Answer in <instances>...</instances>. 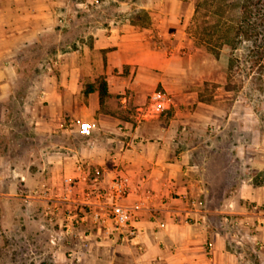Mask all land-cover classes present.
Masks as SVG:
<instances>
[{"label": "crops", "instance_id": "0c3cea01", "mask_svg": "<svg viewBox=\"0 0 264 264\" xmlns=\"http://www.w3.org/2000/svg\"><path fill=\"white\" fill-rule=\"evenodd\" d=\"M112 1L119 14L59 50L63 31H50L54 24L63 27L74 6ZM184 3L0 0V115L11 116L12 102L25 121L15 129L16 153L1 152L0 160L36 165L19 173L37 181L23 200L36 190L73 195L100 169L104 186L126 176V202L140 206L138 236L124 244L93 240L83 264H264V224L242 245L224 220L230 214L251 222L250 205L264 203V108L185 88L175 50L155 42L132 13L139 8L153 21H170L180 19ZM49 35L54 53L44 45ZM157 90L166 94L162 111L153 103ZM77 120L95 123L93 134L82 135ZM73 240L81 248L78 238L67 245ZM50 242L61 264L59 243Z\"/></svg>", "mask_w": 264, "mask_h": 264}, {"label": "rangeland", "instance_id": "374dc122", "mask_svg": "<svg viewBox=\"0 0 264 264\" xmlns=\"http://www.w3.org/2000/svg\"><path fill=\"white\" fill-rule=\"evenodd\" d=\"M184 2L180 19L153 21L149 19L148 11L139 8L132 13L137 23L151 30L150 34L154 35L155 42L175 50V58L182 66L180 75L185 88H200L203 95H207L204 97L207 100H210V93H217L219 99H227L229 104L237 99V107L245 100L251 108H264V53L262 59L256 61L258 58L255 56L252 40L243 35L240 37L242 41L234 48L225 42L227 33L232 35L234 31H219L220 23L224 27L232 23L235 11L227 9L222 12L219 0ZM190 7L194 9L192 15L188 10ZM63 8L65 9L64 6ZM114 13L119 14L113 1L103 7L83 8L77 5L72 8L63 27L58 21L53 25L55 29L50 31H63L59 50H65L66 44L73 46L81 39L80 35L85 29L97 27ZM54 41L55 38L49 35L44 44L53 53L58 50ZM194 79L196 85L193 83ZM245 102L243 105L247 104ZM10 112V117L0 115V153L14 155L18 149L17 141H21L15 129L24 125L25 121L12 102ZM34 167L36 165L33 163H19L17 159L10 163L0 160V264H56L49 254V243L57 229L50 226L43 213L45 202L23 200L24 189H30L37 181H22L19 173L24 170L33 171ZM10 187L15 188V196H8ZM64 242L66 243L65 240ZM64 242L57 245L58 250L60 248L58 252L62 255L59 262L70 264L65 252L69 248H79L75 240L69 245ZM72 264H83V261L75 260Z\"/></svg>", "mask_w": 264, "mask_h": 264}, {"label": "built area", "instance_id": "2783aa9c", "mask_svg": "<svg viewBox=\"0 0 264 264\" xmlns=\"http://www.w3.org/2000/svg\"><path fill=\"white\" fill-rule=\"evenodd\" d=\"M153 101L155 109L162 111L165 108V92L157 90L153 94ZM76 122L84 136H91L97 127L93 122ZM87 180L88 184L73 195L54 197L36 190L27 197L28 200L45 202L43 213L50 225L57 229L52 235L53 244L62 243L69 237L80 240L81 248L66 252L70 264L82 259V250L90 248L93 240L102 241L105 238L124 244L133 241L139 233L137 222L140 206L126 202L130 193L129 179L117 174L110 184L104 186L101 184V170L94 169L92 177L88 176ZM249 215L254 217L251 222L243 220V217L224 215V220L234 227L232 236L242 245L250 234H256L258 227L264 224V203L250 205ZM247 224L249 227L243 229L242 226ZM256 245L262 248L258 238Z\"/></svg>", "mask_w": 264, "mask_h": 264}, {"label": "trees", "instance_id": "16d2710c", "mask_svg": "<svg viewBox=\"0 0 264 264\" xmlns=\"http://www.w3.org/2000/svg\"><path fill=\"white\" fill-rule=\"evenodd\" d=\"M219 9L225 12L234 10L235 19L228 26L220 23L219 31H234L232 35L227 33L226 43L237 47L246 36L254 44L255 56L259 61L264 53V0H219ZM223 2V3H222Z\"/></svg>", "mask_w": 264, "mask_h": 264}]
</instances>
